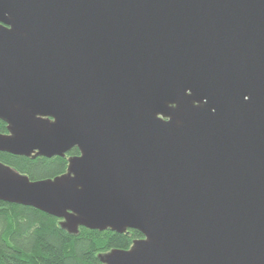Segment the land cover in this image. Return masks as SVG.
Here are the masks:
<instances>
[{
	"label": "water",
	"instance_id": "1",
	"mask_svg": "<svg viewBox=\"0 0 264 264\" xmlns=\"http://www.w3.org/2000/svg\"><path fill=\"white\" fill-rule=\"evenodd\" d=\"M0 151L63 157L0 201L138 230L103 264H264V0H0Z\"/></svg>",
	"mask_w": 264,
	"mask_h": 264
},
{
	"label": "trees",
	"instance_id": "2",
	"mask_svg": "<svg viewBox=\"0 0 264 264\" xmlns=\"http://www.w3.org/2000/svg\"><path fill=\"white\" fill-rule=\"evenodd\" d=\"M0 132L8 133L6 122L0 120ZM76 147L52 158L26 157L0 151V163L25 174L30 180H45L65 174L70 158L78 155ZM138 230L123 234L114 230L79 228L68 232L61 219L36 208L0 201V264H103L102 255L113 249H129Z\"/></svg>",
	"mask_w": 264,
	"mask_h": 264
}]
</instances>
